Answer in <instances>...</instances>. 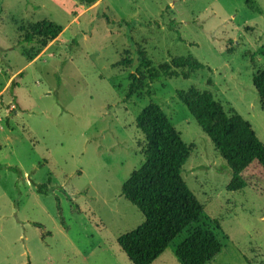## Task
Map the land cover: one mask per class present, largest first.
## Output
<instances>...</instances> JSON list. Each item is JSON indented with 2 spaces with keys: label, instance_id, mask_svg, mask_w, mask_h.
I'll use <instances>...</instances> for the list:
<instances>
[{
  "label": "rangeland",
  "instance_id": "374dc122",
  "mask_svg": "<svg viewBox=\"0 0 264 264\" xmlns=\"http://www.w3.org/2000/svg\"><path fill=\"white\" fill-rule=\"evenodd\" d=\"M94 1L0 0V264H133L118 239L145 218L122 187L144 163L137 118L151 103L193 146L182 175L204 207L152 264H180L176 248L209 222L227 237L211 264H264L263 168L254 162L247 187L227 191L229 166L177 96L212 92L264 143L252 81L264 67V0ZM41 21L62 34L46 48L20 44L21 28ZM141 53L154 68L177 57L208 68L151 83Z\"/></svg>",
  "mask_w": 264,
  "mask_h": 264
},
{
  "label": "trees",
  "instance_id": "16d2710c",
  "mask_svg": "<svg viewBox=\"0 0 264 264\" xmlns=\"http://www.w3.org/2000/svg\"><path fill=\"white\" fill-rule=\"evenodd\" d=\"M86 2L93 4L95 1ZM247 4L258 11L253 3ZM20 31L23 32L20 44L46 48L62 34L63 28L52 21H41ZM140 56L151 83L164 78L190 79L208 68L193 57L173 58L154 68L143 53ZM131 64L128 58L120 62L123 67ZM137 74L131 77L132 95L138 88ZM252 81L264 110V67L254 74ZM177 96L229 166L232 177L227 191L245 189L248 184L243 173L254 162L264 170V143L251 124L238 112L226 111L210 91L191 87L178 91ZM137 126L145 137L144 163L123 185L122 196L143 214L145 220L136 230L122 235L118 244L133 264H152L187 227L202 223L204 207L182 175L193 146L185 144L162 107L155 103L147 106L138 116ZM38 191L45 194V186ZM226 238L217 222H209L188 233L187 239L176 248L175 257L180 264H211L222 252Z\"/></svg>",
  "mask_w": 264,
  "mask_h": 264
}]
</instances>
